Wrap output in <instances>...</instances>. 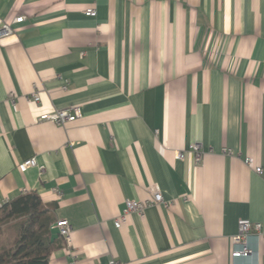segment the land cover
<instances>
[{
	"label": "crops",
	"instance_id": "crops-1",
	"mask_svg": "<svg viewBox=\"0 0 264 264\" xmlns=\"http://www.w3.org/2000/svg\"><path fill=\"white\" fill-rule=\"evenodd\" d=\"M18 15L0 40V203L56 204L70 243L54 229L48 264H264L261 235L229 255L239 218L264 231L244 163L264 167V0H0ZM73 105L78 120L39 119ZM152 185L167 206L117 227Z\"/></svg>",
	"mask_w": 264,
	"mask_h": 264
},
{
	"label": "built area",
	"instance_id": "built-area-1",
	"mask_svg": "<svg viewBox=\"0 0 264 264\" xmlns=\"http://www.w3.org/2000/svg\"><path fill=\"white\" fill-rule=\"evenodd\" d=\"M93 8H87L85 13L87 15L94 16L96 11ZM24 15L14 16L9 20L2 19L0 17V40L4 37L10 36L14 33L13 23H20L24 20ZM32 99L34 101H39L38 92L32 93ZM82 117L81 109L78 105H73L69 107L59 108L50 113H43L39 116L40 120H50L60 125H65L74 120H78ZM191 151L194 153L195 159L198 161L201 156V147L199 144H192ZM177 157L182 158L183 153L177 152ZM251 158H247L244 163H246L250 168H252L257 174L261 175L264 178V167L260 165H255ZM35 159L30 158L18 163L17 168L19 171H25L27 168L35 166ZM150 198L143 200H126L125 207L116 216L114 224L117 227H120L128 219V215L132 211H136L140 215L143 214L144 209L149 205H164L167 206V203L164 202V198L159 191L156 185H152L149 189ZM2 203H0L1 205ZM237 232L236 235H232L230 238V249L229 255L230 258L245 257L257 253V250L254 247H251L249 244V237L254 236L257 241L260 240V235L264 237V231L262 230L261 223L257 221H251L247 218H239L236 222ZM52 227L56 229L57 233L64 239L66 244L70 243V233L71 225L66 219H56L52 224ZM110 264H117L115 261H112Z\"/></svg>",
	"mask_w": 264,
	"mask_h": 264
},
{
	"label": "trees",
	"instance_id": "trees-1",
	"mask_svg": "<svg viewBox=\"0 0 264 264\" xmlns=\"http://www.w3.org/2000/svg\"><path fill=\"white\" fill-rule=\"evenodd\" d=\"M55 210V203L43 204L35 191L4 201L0 223L16 221L10 243L4 245L0 240V264H48L50 252L56 247L51 238Z\"/></svg>",
	"mask_w": 264,
	"mask_h": 264
},
{
	"label": "rangeland",
	"instance_id": "rangeland-1",
	"mask_svg": "<svg viewBox=\"0 0 264 264\" xmlns=\"http://www.w3.org/2000/svg\"><path fill=\"white\" fill-rule=\"evenodd\" d=\"M16 220L11 221H2L0 223V240L4 243V245H8L10 243V240L12 239L14 235V223Z\"/></svg>",
	"mask_w": 264,
	"mask_h": 264
}]
</instances>
